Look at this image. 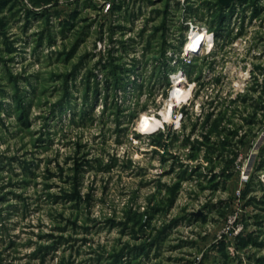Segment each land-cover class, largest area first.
Here are the masks:
<instances>
[{
	"label": "rangeland",
	"instance_id": "374dc122",
	"mask_svg": "<svg viewBox=\"0 0 264 264\" xmlns=\"http://www.w3.org/2000/svg\"><path fill=\"white\" fill-rule=\"evenodd\" d=\"M0 264H264V0H0Z\"/></svg>",
	"mask_w": 264,
	"mask_h": 264
},
{
	"label": "bare ground",
	"instance_id": "6f19581e",
	"mask_svg": "<svg viewBox=\"0 0 264 264\" xmlns=\"http://www.w3.org/2000/svg\"><path fill=\"white\" fill-rule=\"evenodd\" d=\"M195 32V31H194ZM210 37V38H209ZM205 38L209 39L208 40V43H210V46L209 48H213L212 47V37L210 35H208L207 33L203 32V30H199V33H193V36L191 37L189 43L187 44V46L185 47V50H189L191 49L192 51L194 50H199L200 47L199 46V43H200V40H204ZM198 47V48H197ZM184 80V78L182 76H179L177 79H175V81L173 82L174 84V87H173V90L172 91V94H171V100L169 101V104L166 106V108L161 112V119H157L156 117H151L149 118L148 116H144V120L143 122L140 124V128H143V130H153V128L157 127L158 125H161V122H162V118L165 122L169 121V115L171 113V111L173 110L174 106L176 105L175 104V101L179 98V97H182V96H185L186 93L185 91H183L182 88H180V82H182ZM173 112V111H172ZM148 115V114H147ZM143 119V118H142ZM142 130V129H141ZM140 133H143V131H140ZM146 133V132H145ZM153 133V132H152Z\"/></svg>",
	"mask_w": 264,
	"mask_h": 264
},
{
	"label": "built area",
	"instance_id": "2783aa9c",
	"mask_svg": "<svg viewBox=\"0 0 264 264\" xmlns=\"http://www.w3.org/2000/svg\"><path fill=\"white\" fill-rule=\"evenodd\" d=\"M208 35L212 36L213 34H212V33H209ZM208 40H209V39H207V38H205L204 40H203V39L200 40V43H199V46H198V47L201 48V45L204 44V45H206L207 50H210V48H209L210 43H208ZM211 43H212V42H211ZM198 47H197V48H198ZM198 51H199V50H195V51L193 50V51H192L191 49H189V50L186 51V50H185V47H184V49H183V52H184L186 55H188L189 53L195 55V54H197ZM173 91H174V90H173Z\"/></svg>",
	"mask_w": 264,
	"mask_h": 264
},
{
	"label": "water",
	"instance_id": "95a60500",
	"mask_svg": "<svg viewBox=\"0 0 264 264\" xmlns=\"http://www.w3.org/2000/svg\"><path fill=\"white\" fill-rule=\"evenodd\" d=\"M221 5H227L232 3L233 1H240V0H218Z\"/></svg>",
	"mask_w": 264,
	"mask_h": 264
}]
</instances>
